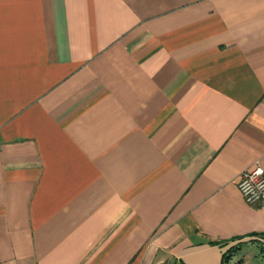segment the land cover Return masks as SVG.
<instances>
[{
	"label": "crops",
	"instance_id": "1",
	"mask_svg": "<svg viewBox=\"0 0 264 264\" xmlns=\"http://www.w3.org/2000/svg\"><path fill=\"white\" fill-rule=\"evenodd\" d=\"M256 164L264 0H0V264H264Z\"/></svg>",
	"mask_w": 264,
	"mask_h": 264
},
{
	"label": "built area",
	"instance_id": "2",
	"mask_svg": "<svg viewBox=\"0 0 264 264\" xmlns=\"http://www.w3.org/2000/svg\"><path fill=\"white\" fill-rule=\"evenodd\" d=\"M238 187L249 205H264V168L256 164L240 175Z\"/></svg>",
	"mask_w": 264,
	"mask_h": 264
},
{
	"label": "rangeland",
	"instance_id": "3",
	"mask_svg": "<svg viewBox=\"0 0 264 264\" xmlns=\"http://www.w3.org/2000/svg\"><path fill=\"white\" fill-rule=\"evenodd\" d=\"M257 250H258L257 247H253V249L243 250L242 255L247 254V256H248L247 262H255L257 264H262L260 257H259V251H257ZM251 254H253V255H251Z\"/></svg>",
	"mask_w": 264,
	"mask_h": 264
}]
</instances>
